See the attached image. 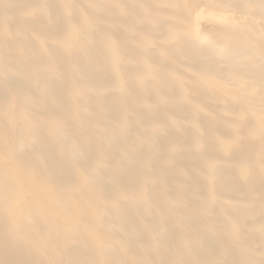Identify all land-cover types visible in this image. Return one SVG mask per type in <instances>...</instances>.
Masks as SVG:
<instances>
[{
    "label": "bare ground",
    "instance_id": "1",
    "mask_svg": "<svg viewBox=\"0 0 264 264\" xmlns=\"http://www.w3.org/2000/svg\"><path fill=\"white\" fill-rule=\"evenodd\" d=\"M0 264H264V0H0Z\"/></svg>",
    "mask_w": 264,
    "mask_h": 264
}]
</instances>
